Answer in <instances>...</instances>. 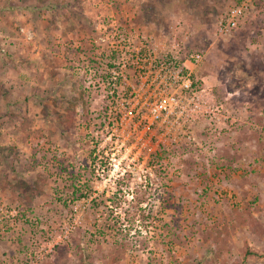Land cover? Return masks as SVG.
Wrapping results in <instances>:
<instances>
[{
  "label": "rangeland",
  "instance_id": "rangeland-1",
  "mask_svg": "<svg viewBox=\"0 0 264 264\" xmlns=\"http://www.w3.org/2000/svg\"><path fill=\"white\" fill-rule=\"evenodd\" d=\"M239 1L0 0V264H264V0L215 28ZM173 39L214 118L108 140L106 67Z\"/></svg>",
  "mask_w": 264,
  "mask_h": 264
},
{
  "label": "built area",
  "instance_id": "built-area-1",
  "mask_svg": "<svg viewBox=\"0 0 264 264\" xmlns=\"http://www.w3.org/2000/svg\"><path fill=\"white\" fill-rule=\"evenodd\" d=\"M250 1L240 0L233 5L217 22L216 33L227 35L237 28ZM183 49L184 45L175 39L165 47L156 43L152 48L127 45L106 67L103 84L109 91L102 119L110 127L108 140H117L123 134L121 142L140 151L150 139L147 134L157 129L171 142H189L194 140L198 121H212L218 106L203 96L204 88H197L193 73L202 52L182 56ZM118 129L122 134L117 133Z\"/></svg>",
  "mask_w": 264,
  "mask_h": 264
},
{
  "label": "trees",
  "instance_id": "trees-1",
  "mask_svg": "<svg viewBox=\"0 0 264 264\" xmlns=\"http://www.w3.org/2000/svg\"><path fill=\"white\" fill-rule=\"evenodd\" d=\"M157 152H159V149L157 150V151H155V153H157ZM150 155V154H149ZM151 160V159H150ZM149 164L151 165L152 163H151V161L149 162Z\"/></svg>",
  "mask_w": 264,
  "mask_h": 264
}]
</instances>
